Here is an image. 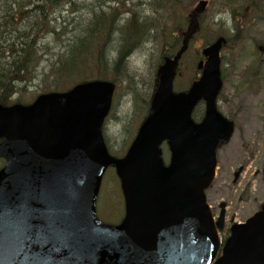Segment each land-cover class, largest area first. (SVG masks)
<instances>
[{"label": "water", "instance_id": "95a60500", "mask_svg": "<svg viewBox=\"0 0 264 264\" xmlns=\"http://www.w3.org/2000/svg\"><path fill=\"white\" fill-rule=\"evenodd\" d=\"M207 2L195 9L200 16ZM217 41L203 50L202 77L173 93L180 55L159 71L149 115L126 156L108 152L102 129L115 85L80 84L28 106L0 105V264H211L220 246L205 191L217 149L234 125L217 110L222 88ZM200 100L201 123L192 120ZM171 154L165 165L160 146ZM114 166L125 201L120 225L101 222L96 204ZM264 264V211L234 226L216 264Z\"/></svg>", "mask_w": 264, "mask_h": 264}, {"label": "rangeland", "instance_id": "374dc122", "mask_svg": "<svg viewBox=\"0 0 264 264\" xmlns=\"http://www.w3.org/2000/svg\"><path fill=\"white\" fill-rule=\"evenodd\" d=\"M154 3L153 0H66L57 3L52 16L54 32L47 33L38 44L39 56L43 60L33 71L32 80L19 85L24 90L23 100L31 103L38 95L53 91V87L46 88L49 85L47 82H51L46 74L53 70L52 64L64 53L66 46L82 37L94 14H107L114 29L103 35L104 71L107 80L113 81L116 89L104 132L111 152L116 156L124 155L141 121L140 106L154 91V78L166 48L161 41L166 16L161 15L157 21L156 8L155 13L151 8L155 7ZM196 4L197 1H194L193 7ZM249 5H254L255 11L248 15L246 5H228L232 8L228 10L222 0H213L204 17L207 29L214 36H228L227 32L233 25L238 29H234L232 34H238L236 40L223 51L225 84L219 100L220 110L234 120L236 131L231 141L218 149L216 179L207 192L208 203L214 213H220V204L227 206L226 229L221 237L226 236L230 220L243 222L264 205V53L259 50L264 47V0L256 4L255 0H251ZM128 9L135 14L134 21L128 19L130 15L125 12ZM117 12L123 16H115ZM231 12H234L236 20H233ZM125 19L129 23L124 30ZM135 33L143 36L136 45L123 43L126 40L124 37ZM208 37L209 33L205 32L191 44L190 51L181 62L175 89H184L196 77V66ZM129 45L130 52L124 56V49ZM120 54L124 60L120 66H115ZM117 67L121 71L119 77H115L113 72V68ZM98 77L99 73L94 71L90 79ZM19 95L15 94L11 103H15ZM198 110L199 118L203 108ZM162 149L168 163V148L163 145ZM97 207L99 218L107 222L118 223L124 215L114 168L109 169L104 177Z\"/></svg>", "mask_w": 264, "mask_h": 264}, {"label": "trees", "instance_id": "16d2710c", "mask_svg": "<svg viewBox=\"0 0 264 264\" xmlns=\"http://www.w3.org/2000/svg\"><path fill=\"white\" fill-rule=\"evenodd\" d=\"M64 1L66 0H0V104H11V98L15 94H20L16 102L27 103L23 100L24 90L19 85L32 80L33 71H36L43 60L39 56L38 44L47 33L54 32L52 16L56 12L57 3ZM194 1L197 0H153L155 7L151 8L154 13L157 11V21L161 15L166 16L164 30L170 29L174 33L187 28V32L192 33V41L196 35L207 32L210 37L206 39L205 44L209 45L215 38L207 29L203 19L205 16L199 23L190 26L189 16L193 12ZM209 1L211 7L213 0ZM222 3L228 9L229 0H222ZM109 29L108 15L94 14L82 37L77 38L74 44L66 46L64 53L52 64L53 70L46 74V78H51L46 88L53 87L54 91L68 89L77 78L82 77L78 79L80 81L91 77L94 71L99 73V78L107 79L104 71L106 63L103 35L109 34ZM136 35L124 37L126 40L123 43L136 44ZM220 37L225 38L222 35ZM178 41L174 40L170 44L172 51L168 56H173V50L180 45L181 40ZM127 47L124 49L125 53L129 49ZM123 57L121 54L118 56L115 66L122 64ZM117 68H113L115 77L121 76V71ZM150 99L151 96L140 106L142 116L150 104Z\"/></svg>", "mask_w": 264, "mask_h": 264}, {"label": "flooded vegetation", "instance_id": "af4514ba", "mask_svg": "<svg viewBox=\"0 0 264 264\" xmlns=\"http://www.w3.org/2000/svg\"><path fill=\"white\" fill-rule=\"evenodd\" d=\"M251 0H249L248 2H250ZM256 3H260V0H255V4ZM248 9H249V12L251 11H253V9L255 8V6L254 5H247L246 6ZM233 20H236V18H235V14H234V12H233ZM219 208H220V213H221V211L223 212L224 211V208H223V206H221V204L219 205ZM212 211H213V208H212ZM219 213V214H220ZM213 214H214V217H215V219L217 220L218 219V215L219 214H217V213H214L213 212ZM248 219H246L245 221H243V222H238L239 224H243V223H245L246 221H247ZM231 221V223H235V221L232 219V220H230ZM229 231V229H227V232ZM227 232H225L226 234H227ZM220 256V253H219V255H218V257Z\"/></svg>", "mask_w": 264, "mask_h": 264}, {"label": "bare ground", "instance_id": "6f19581e", "mask_svg": "<svg viewBox=\"0 0 264 264\" xmlns=\"http://www.w3.org/2000/svg\"><path fill=\"white\" fill-rule=\"evenodd\" d=\"M110 29H114V25L112 26V25H110ZM129 52H130V49L129 50H127V54H129Z\"/></svg>", "mask_w": 264, "mask_h": 264}]
</instances>
